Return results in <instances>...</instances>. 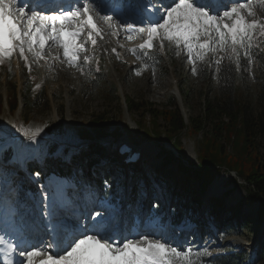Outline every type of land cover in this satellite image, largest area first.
<instances>
[{"label":"rangeland","instance_id":"obj_1","mask_svg":"<svg viewBox=\"0 0 264 264\" xmlns=\"http://www.w3.org/2000/svg\"><path fill=\"white\" fill-rule=\"evenodd\" d=\"M223 1L219 7L215 8L216 12L222 14L227 8L236 6L233 3V0H230V2L229 0L228 2ZM96 2L101 6V8H99L100 15L114 16V18L121 24H135L137 28L145 25L139 14V5L142 2L147 4L149 3V0H114L113 2H110V0H96ZM197 2L208 4L206 0H197ZM239 2L247 3V0H239ZM254 2H256L258 6L260 5V9L264 14V0H254ZM171 4L172 0L168 5L162 6V16L164 15V8ZM114 5H119L120 7L114 8ZM22 6L28 8L29 4L24 3ZM46 8L52 9V7L49 6ZM59 9L60 8H58V10ZM34 10L38 12L42 11L40 8H35ZM254 11L257 12L256 8H254ZM44 12L45 14H51V12L48 11ZM255 18L264 22V15L256 14ZM97 23L102 29V32H104L103 29L108 27L104 21L99 20L98 18ZM118 29L119 28H111L108 32V36L112 42H114V45H111L110 43L107 44L103 39L100 40L99 38L96 45L99 54H101L99 49L101 41L109 47L108 55H104L103 86L106 87L110 84L117 86V100L114 101L106 98L100 91L92 97L83 96L82 93L79 91L77 92L76 88L79 87L80 72L61 62L63 59L62 53H59L60 59L53 60L50 57L48 63H45L43 60L36 61L31 55H29L31 69L29 70V67L26 69V74L29 77L27 83L32 80L34 83H41L44 86L49 101L48 108L44 111L38 110L26 114L23 110L22 101L19 99L18 107L14 112L9 113L7 109L2 110L0 113V124H4L12 130L20 131L23 135L26 131H35L36 128L40 129V132L34 139H29L24 135L27 140L23 141L24 144L18 146L17 151L20 154H27L26 156L29 158V161L33 160L36 164H39V168L42 170H45L48 166H55L58 164L75 168L80 167L84 170L88 167L85 155L91 149L96 150L99 146L101 148L109 147L111 151L109 154L114 156V147H117L119 144L131 145V142L137 144L134 151L140 152L135 162L136 169L138 168V181L135 182V185L139 186L143 181L142 179L144 176L142 178L139 176L140 171H147L148 176L147 174H144V186L142 185L138 189L139 195L144 198L150 197L152 200L150 201L151 206L154 201H159L163 206L160 215L162 218H165L166 222L161 223L159 218L155 217L150 223L152 226L150 227L151 231L148 230L146 231L147 233H143V229L141 228L145 226V222L149 215H143L142 220L140 221L142 215L141 213H137V211H139L138 209H141V204L134 203L133 200L131 202L132 205H129V208L131 213H133L134 224L139 228H135L134 232H132L131 229H121L117 222L121 220L119 212L115 209H111L108 204H98L96 202L98 198L95 192V189L97 188V184L95 183L97 173L93 171L89 172L91 176L90 178L88 177L87 181L94 184L88 186L86 182L81 181L79 183L80 187L77 189L79 193H81V196L78 194V191L75 192L77 194L76 201H80L82 196H85V199H87L85 200L86 204L83 202L81 207H79V212L82 214V221H80V219L77 222L80 221L79 223H81L85 221L84 228H82L81 231L93 229L94 225L101 224L104 233L114 242H121L125 239H138L140 236H144L145 234L148 236L151 233L152 236H149L150 238L166 240L172 246L183 248L191 247L197 252L206 249L207 255H202L198 258L199 264H208L201 260L205 256L213 257L215 255L227 254L233 251L243 252L248 257L252 256V254L256 253L260 240L264 235V219L260 223L255 222L257 219V203L253 205H243L241 207L237 206V202H239L238 200H241L242 197H244V190L240 187L232 188L230 179L233 174L227 173L224 169L221 170L218 177L213 179L208 190H206V195L202 196V199L200 200L202 204L201 206L191 208L187 205L188 208L182 210L184 221L187 222L188 217L200 218V223H198V225H202L201 234H209L210 239L214 243H222V246H218L216 251H213L211 247L209 248L210 243L207 245L208 239L207 241L200 239L197 225H188L184 222L179 226H172L168 219L172 214L173 206L178 203L177 198L171 193L172 187L175 186L177 189V185L181 183V188H178L177 190L184 191L186 188L192 189L195 185L194 180L190 176H185L177 171V160H180L183 163L196 162L197 143L195 136L189 132H185L181 136L182 147L178 159L176 162L165 164L157 156L159 143L156 141H142L140 138L135 123L140 121V115L136 111H127L124 105L125 97L138 102H149L159 108L167 105L173 99L186 119L188 117H196L202 112L201 93H204L205 90L211 91L214 88V79L212 78L211 85H205V82L201 80L199 74L194 75L191 71L193 65L186 59V56L184 54H177L180 50L173 49L171 45L167 44V42H165V46L167 45L168 51L172 55L171 62L165 61V65L168 67L167 74L162 76L155 68L148 67L147 69H144L142 67L143 63L136 57V55H133L129 49L138 48L146 36L134 31L131 33L128 32L127 36L131 35V39L128 37L119 38L120 31ZM112 49H115V52H113ZM155 49L159 51L161 50L158 42ZM49 51L53 56L58 54L57 48L54 45ZM86 55L91 57L90 63L93 65L97 54L87 51ZM16 61V59H12L11 78H8L4 71L0 69V93L3 96V99H5L7 94V86L12 82L16 83L18 90L24 88L25 78L22 74V63ZM137 71H140L141 74L136 75L135 73ZM62 75H64V78ZM251 81L252 82L249 83V90L244 97L255 104L257 87L256 83L253 80ZM180 84H183V86L189 91L187 101H184L179 94L178 89ZM98 114H104L105 116L111 117V127L119 128L121 135L116 141L112 140L110 137L96 139L92 143L94 146L88 144L86 141H80L78 133L81 126L85 125V127H88L87 121L91 120ZM24 119H28V123L22 122ZM160 123L162 122L160 121ZM46 127H48L49 130H47ZM54 141L58 144V149L54 152L51 151V153L48 154L49 143ZM71 142L81 144L78 145L76 143L73 145ZM95 145H98V147H95ZM8 146L9 142L7 141V138L0 134V160H6L1 156L3 152L2 149H5ZM165 147L167 150H173L177 155V152L172 149L173 147L170 144H166ZM260 148L264 149V140L260 142ZM116 158L115 162H107L105 159H99V165L96 166L97 171L100 169H104L105 171L109 168L118 169L123 167L119 158ZM14 159L15 158L12 157V159L6 164L0 162V190H10L8 199L18 201V204L15 205L14 208L20 209V212H23L24 214H28L30 207L26 204L24 205L22 200H19L16 193V189L18 188L17 185H20L19 183H21L20 180H10L9 175L5 176L3 172V169L6 166L14 163ZM84 173L85 171L82 174L86 175ZM154 175L157 177L159 175L164 179L157 182V188H155L154 184L151 182V178L155 177ZM107 179L112 180L117 186L121 183L122 187L120 186V190L121 192H124V176L116 178L115 174H110ZM44 180L51 185L53 182L55 185L64 182L62 178L55 176L52 177L53 182L50 181L49 176L44 178ZM108 180L103 181L108 183L106 182ZM216 182L219 185L217 188L213 189L212 187ZM84 186L85 190H83ZM48 189L47 186L43 188V190L46 191ZM228 189H231L232 192L229 195H224V192ZM71 195L72 193L68 197H71ZM210 198L215 199L213 202L218 201L221 204L222 210L220 213L216 212L215 209L210 208L207 211V202ZM180 200L188 203L185 195H183ZM204 207H206L207 214L202 211ZM88 209H90V211ZM106 209H109L110 212L106 213ZM98 212L101 213L100 216L96 215ZM78 218H80V216ZM210 220L218 221L219 226L213 228L209 223ZM235 222L239 225L235 226ZM24 223L29 224V220L25 219ZM232 224L234 225L233 228L229 229V226ZM31 227H27V231L33 229L34 226ZM35 234H39V232H36ZM188 234L193 236V241L197 240L195 244L183 243L181 235L186 236ZM40 242L41 240H38L36 244Z\"/></svg>","mask_w":264,"mask_h":264},{"label":"snow or ice","instance_id":"obj_2","mask_svg":"<svg viewBox=\"0 0 264 264\" xmlns=\"http://www.w3.org/2000/svg\"><path fill=\"white\" fill-rule=\"evenodd\" d=\"M233 3L236 6L221 14L211 4L172 0V4L164 8L163 16L137 28L135 24H121L114 16L100 15L96 0H72L67 8L60 5V10L53 9L51 14L35 11L41 7L39 3L25 8L19 0H0V65L18 54L30 70L29 55L36 61L48 63L50 57L60 59L59 53H62V63L85 75L81 61L90 63L91 57L86 55L88 45L94 48L98 38L103 39L98 18L110 29L123 28L129 33L135 31L146 36L138 48L129 49L142 60L151 58L157 42L161 50L167 42L173 49L180 50L177 54L186 56L193 65L194 75L201 70L198 65L214 67L217 74L225 70L240 71L243 61L251 68L256 59L254 49L264 52V22L255 18L257 5L254 0H247V3L233 0ZM53 45L58 52L55 56L49 51ZM142 67L147 69L149 65L144 63ZM39 132L37 128L24 135L34 139ZM94 228L96 230L91 232L80 231L78 222H59L61 238L55 245L40 242L23 248L6 242L2 236L0 244L6 243L5 256L15 252L21 258L19 264H199L198 258L207 255L206 249L197 252L191 247L172 246L166 240L147 235L114 242L104 233L101 224ZM53 247L59 250L49 251ZM4 264L14 262L6 259Z\"/></svg>","mask_w":264,"mask_h":264},{"label":"trees","instance_id":"obj_3","mask_svg":"<svg viewBox=\"0 0 264 264\" xmlns=\"http://www.w3.org/2000/svg\"><path fill=\"white\" fill-rule=\"evenodd\" d=\"M91 50L97 51V46L91 47ZM98 55L99 58L94 65H91V63L84 64L81 61L85 75L80 74L79 87L76 88L77 92L79 91L83 96L92 97L100 91L106 98L115 101L118 98L116 87L113 84L106 87L103 86L104 58L100 54ZM253 55L256 59L251 68L248 67L247 61H243L240 71L235 69L231 71L225 70L217 74L214 67L209 69L204 65H198L201 69L199 72L201 80L208 86L211 85L213 78L214 88L211 91L205 90L204 93H201L202 112L196 117H188L186 119L173 99L167 105L159 108L149 102H138L128 97L124 98V105L127 111H136L140 115V121L135 122L140 138L142 141H156L159 143L157 156L163 163L176 162L178 155L181 153V136L185 132L195 136L197 143L196 162L183 163L177 160V171L185 176H190L194 180L195 185L192 189H184V192L172 187L171 193L177 198L178 206L180 207L177 210L174 208L172 214L174 225L178 224L183 218L180 210H186L187 205L192 208L198 205V196L202 197L204 193L206 194V190H208L213 179L218 177L223 169L227 173L233 174L230 179L232 188L240 187L244 190L245 194L242 197V201H240V205L245 206L257 203V219L255 222L260 223L264 219V149L260 148V142L264 140V52L254 49ZM171 56L166 45L163 50L154 49L150 53V59H139L143 64L147 63L149 68H153L154 65V68L164 76L168 70L165 61L171 62ZM157 60L158 62H156ZM224 64L227 65L228 61H224ZM1 67L6 76L11 78V62L5 61ZM24 77V88L19 93L15 82H12L6 88L5 101L9 113L16 110L18 97L21 98L23 110L26 114L38 110H46L49 101L44 86L33 81H28L27 83L26 78L28 76L25 72V67ZM251 80L256 83L257 87L255 104L244 97L249 90ZM37 85H40V87L37 88ZM178 90L183 100L187 101L189 96L187 88L180 84ZM4 109L3 96L0 93V113ZM23 121L28 123V119ZM87 123L88 127L81 124L82 126L78 133L79 138L96 140L110 137L113 140H117L121 135L119 128L111 127V117L104 114L96 115L91 120H88ZM46 129L49 130L48 127ZM49 144L48 154L51 151L54 152L58 147L54 142ZM166 144H170L173 147L172 149L177 152V155L173 150H167ZM95 147H98V145H95ZM109 152H111L110 148H101L99 146L98 149H91L86 153V163L91 168V171H94V167L99 165V159H105L107 162L116 161V157L111 156ZM11 155L12 149H8L2 157L8 159ZM30 166L33 171L38 172L41 176V172L35 169L34 163H31ZM68 169V166L64 167L60 164L51 165L48 172L50 173L54 170V175L66 177L68 173L65 171ZM100 170L98 174L106 177L115 168H109L106 171L104 169ZM129 170L128 195L132 197L133 192L131 189H134L136 185L131 179L136 174L137 169L131 166ZM118 171L125 175L124 168ZM96 183L98 188H100V196H104L102 200H106L113 205L120 204V208L124 206L122 195L118 194L115 183L110 182V187L107 190L99 182L96 181ZM120 185L121 183H119ZM179 186L181 187V185ZM21 187L22 189L18 190V192L22 191L25 185ZM231 192L232 190L228 189L225 191V195H229ZM183 195H185L188 203L180 200ZM141 203L142 205L145 204L144 200H141ZM209 203L214 206L216 212H221V204L218 201L212 202L210 200ZM156 211H159V208ZM192 221L195 222L194 220ZM235 223V226L239 225L237 222ZM233 226V224L230 225L229 229H232ZM203 261L208 264H264V235L260 240L256 253L250 257L243 252L233 251L214 258L205 257Z\"/></svg>","mask_w":264,"mask_h":264},{"label":"bare ground","instance_id":"obj_4","mask_svg":"<svg viewBox=\"0 0 264 264\" xmlns=\"http://www.w3.org/2000/svg\"><path fill=\"white\" fill-rule=\"evenodd\" d=\"M36 0H34L33 2H35ZM228 2V0H224L223 2ZM229 2H230V0H229ZM256 3V2H255ZM228 4V3H227ZM32 6L34 5L33 3L31 4ZM257 5V4H256ZM44 10H46V11H50L51 9H48V8H46V7H42ZM223 8V7H222ZM256 8V11L257 12H255L256 14H258V15H264L263 14V12H262V10L260 9V5L258 6L257 5V7H255ZM135 19V18H134ZM104 30V32H103V41L105 42V43H110L111 45H114V42H112V40L110 39V37L108 36V32L111 30V29H109L108 27H106L105 29H103ZM119 31H120V34H119V38H124V37H129V36H127L128 35V32L126 31V30H124L123 28H119L118 29ZM112 32V31H111ZM139 34V33H138ZM131 36V35H130ZM102 42V41H101ZM104 42H102V45H103V47H105L106 49H108L109 47L104 43ZM63 76V78H64V75H62ZM0 133H2V134H8L9 132H7V130H12L10 127L8 128L6 125H4V124H0ZM37 129V128H36ZM22 139H23V141H25V140H27L24 136L22 137ZM70 141H71V138H70ZM73 145H75L77 142H71ZM18 144H24L23 142H21V143H18ZM114 152H116V150L114 149ZM140 152V151H139ZM27 155V154H26ZM219 184L216 182L214 185H213V189H215V188H217V186H218ZM75 216V213H72V216ZM79 217V216H78ZM84 222L85 221H83V222H81V223H79V226H80V230L82 229V228H84ZM29 229V228H28ZM96 229L93 227V229H90V230H87V231H89V232H91V231H95ZM30 231V232H29ZM29 231H27V229L25 230V236H27L28 238H31V237H33V235H35V233L37 232H41L40 230H38V229H36V230H34V229H31V230H29ZM145 231H147V230H145ZM142 232H144V230H142ZM144 233H146V232H144ZM40 234V233H39ZM208 243H210L209 244V248L211 247V249L213 250V251H216V248H218V246L220 247V246H222V243H219V244H217V243H214L212 240H210V241H208ZM207 243V244H208ZM241 244H244V243H241ZM242 247V246H241ZM242 248H244V247H242ZM212 252V251H211Z\"/></svg>","mask_w":264,"mask_h":264}]
</instances>
